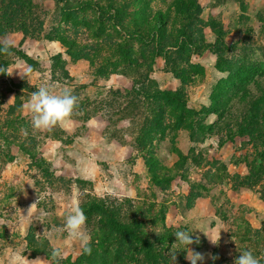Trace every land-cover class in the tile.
<instances>
[{
  "label": "rangeland",
  "instance_id": "obj_1",
  "mask_svg": "<svg viewBox=\"0 0 264 264\" xmlns=\"http://www.w3.org/2000/svg\"><path fill=\"white\" fill-rule=\"evenodd\" d=\"M81 1L85 0H71V4ZM87 1L101 7L107 17L124 5V15L120 13L116 26V19L101 26L95 10L63 16L54 0H0V45L10 43L35 59L30 71L28 62L12 56L6 68L12 74L0 77V221L4 222L0 226V264H24L25 258L55 264L51 257L54 247L64 250L60 264H78L81 245L62 231L74 201L80 207L92 202L98 205L85 211V228L95 243L105 239L102 228L113 227L110 220L116 218L142 227L151 238L166 233L162 238L166 242H175L176 231H195L192 239L198 236L199 243L189 247L203 256L197 264H210L214 251L220 261L232 258L238 239L229 235L239 234L247 222L253 228L262 226L264 181L260 186L235 188L240 183L238 174L249 172L253 146L248 135L234 126L225 125L220 132L218 128L208 130L216 120L208 108L212 89L227 77L216 68L220 42L232 46L225 56L236 57L237 62L247 49L248 65L264 68V0H244L242 7L234 0L196 2L193 38L197 46L190 55L199 69L187 70L189 76L197 73L195 78L186 80L164 71L165 61L158 50L151 79L161 89L183 87L182 95L198 111L187 117L199 119L206 134L188 125L166 127L165 121L154 120L149 113L142 125L153 140L145 148L136 147L138 129L133 134L132 121H117L111 114L114 111L107 109L106 91L131 90L132 79L113 71L128 65L125 51L139 64L145 63L152 48L135 38L136 33L144 34L159 9L165 12L173 0ZM174 7L172 4V11ZM142 22L141 28L135 26ZM57 37L63 39V45ZM75 47L80 55L73 60L66 51L76 57ZM58 53L61 57H56ZM63 68L71 79L63 77ZM42 84L56 91L68 88L78 97L71 118L80 121V128L73 129L76 132L69 133L64 126L50 131L32 128L25 105ZM86 98L89 106L84 108ZM103 99V104L98 103ZM170 114L178 115V110H169L166 117ZM109 118L117 122L102 135ZM22 129H27V137ZM113 129L119 131V137L110 135ZM191 131L196 138L189 137ZM156 138L160 140L154 141ZM183 157H188L184 163ZM218 235L214 245L210 240ZM177 246L182 249L177 257L184 254V264H190L185 258L187 249Z\"/></svg>",
  "mask_w": 264,
  "mask_h": 264
},
{
  "label": "trees",
  "instance_id": "obj_2",
  "mask_svg": "<svg viewBox=\"0 0 264 264\" xmlns=\"http://www.w3.org/2000/svg\"><path fill=\"white\" fill-rule=\"evenodd\" d=\"M54 1L57 5H60V11L63 16H72L87 9L97 11V21L101 26L106 25L108 21L114 22L115 19L117 21L113 23V26H116L121 19L120 13L124 15V5L122 8H115L114 13L107 14V17L103 13L102 8L94 5L91 1H81L75 6L71 4V0ZM197 1L173 0L167 4L165 12L159 9L156 17L148 23L146 32L144 34L137 32L135 36L139 41L148 44L152 48L150 56L145 57V63L139 64L137 59L130 55L128 51H125L128 65L113 71V73L130 77L133 81V87L126 92L119 89H108L106 91L108 93L105 97V106L109 111H114L111 114L118 117L117 121L124 119L132 121L133 134H136L134 131L135 127L138 129V137H134L138 148L141 146L145 148L153 140V136L151 138L149 134L150 131L146 130L145 126L142 125V119L147 118L149 113L152 114L154 120L165 121L166 127L168 125H170V128L188 125L192 130L196 129L206 134L205 127L199 119H189L187 117V113H198V111L194 107L189 106L187 98L182 95L184 88L182 87L178 90L161 89L154 85V80L151 79V68L155 64L158 50L162 51L163 54L162 58L165 61L164 71H168L175 76L182 75L186 80L195 78L197 73L189 76L187 70L195 69V72L196 69H199L198 64L192 63L190 55L192 49L197 46L193 38L194 25H196L195 22L198 19L194 9ZM234 1L239 3L240 7L243 6L244 0ZM172 4L176 5L173 11L171 9ZM121 10L122 12H120ZM173 12L175 13L172 14ZM175 15L178 17L177 19H175ZM144 18L140 17V20L142 21ZM144 24L142 22V24H136L135 26L141 28ZM0 34L3 33L0 32ZM54 38L56 37H52V39ZM57 40L62 45L64 44L61 37H57ZM171 40L174 41L173 46L168 45ZM5 44L0 45V48H3ZM7 44L10 45L9 51L11 55L0 52V68L5 69L6 72L12 56L28 62L30 71L35 68L34 58L12 44ZM220 44L222 48L217 57L216 68L225 73L227 77L221 78L219 85L212 89V102L208 110L216 115V120L207 128L208 130L218 128V132H220L222 127L230 125L236 127L239 132L248 135L249 141L253 146V153L249 159L250 168L246 175L238 174L240 183H237L235 188L260 186L264 181V68L248 65L249 52L246 51L247 49L242 50L241 58L236 62V57L225 56V51H231L232 46L227 45L223 41ZM65 48L67 49V46ZM261 49L262 47L259 46L258 50ZM66 53L73 60H76L79 57L78 55H80V49L78 47L74 48L73 54L76 57H73L69 51H66ZM57 56L61 57L59 53L56 54ZM63 73L64 78H72L67 69L63 68ZM4 76L6 74L0 73V77ZM87 100L88 98L85 99V103L83 102L84 108L89 106ZM103 101L104 99L99 100L98 103L103 104ZM175 109L178 110V115L170 114L169 117H166V112L169 113V110ZM112 120L108 119L104 134L111 130V125L116 124L117 121L113 123ZM154 126L158 127L157 121H155ZM112 132L111 136L119 137L117 129H113ZM189 137L191 139L196 138V133L191 131ZM155 140L159 141L160 139L156 138ZM187 158L183 157L182 162L187 161ZM179 177L182 180L185 178L182 174ZM171 178L167 181H170ZM95 206L98 205L92 202L81 206V208L85 213L87 209L92 210ZM161 220L164 226V214L161 216ZM110 222L114 223L113 227L102 228L106 232L105 239L96 243L92 240L91 255L82 252L78 264H172L169 254L173 250L178 249V246L173 244L174 242L162 240L167 235L166 233H164V237L163 234H160L155 236V238H151L150 235L143 233L142 227H132L127 223L119 222L116 218H112ZM162 228L164 230L167 229L166 227ZM241 228L243 231H240L239 234H228L229 237L237 236L238 239L232 258H228L224 262L223 260L212 259L210 264H231L245 250H250L259 260V264H264V219L260 228H253L248 222L245 223V227ZM113 236H115L116 240ZM215 252L213 256H216ZM184 262V254L182 257H177L176 264H184Z\"/></svg>",
  "mask_w": 264,
  "mask_h": 264
},
{
  "label": "clouds",
  "instance_id": "obj_3",
  "mask_svg": "<svg viewBox=\"0 0 264 264\" xmlns=\"http://www.w3.org/2000/svg\"><path fill=\"white\" fill-rule=\"evenodd\" d=\"M9 48L10 45L6 43L3 48H0V52L11 55ZM0 73L7 75L12 74L11 72L6 73L3 68H0ZM25 108L30 115L31 125L34 130L50 131L54 127H62L71 121L72 116L78 108V97L73 95L72 91L68 88L56 91L52 86L42 84L32 93ZM21 131L24 137L28 136L27 129H22ZM86 220L87 217L83 209L74 201L65 215V223L62 231L67 233L71 241L80 243L84 254L91 255V236L87 233L85 228ZM3 225L4 222L0 221V226ZM194 232L195 231L191 233L188 231H176L174 233L175 242L173 244L182 245L183 248L187 249L185 258L190 261V264H197V261L203 260L201 254L193 252L189 247L194 243H199L198 236L195 240L192 239ZM219 239L220 235H218L216 240L210 241L215 245L218 244ZM180 250L182 249H176L170 252L169 255L172 264H176V254ZM51 257L55 264H60V261L65 257L64 250L61 247H54L51 251ZM211 259L216 260L218 257L212 256ZM24 264H44V261L40 259L28 261L25 258ZM234 264H259V260L250 250H245L234 260Z\"/></svg>",
  "mask_w": 264,
  "mask_h": 264
},
{
  "label": "crops",
  "instance_id": "obj_4",
  "mask_svg": "<svg viewBox=\"0 0 264 264\" xmlns=\"http://www.w3.org/2000/svg\"><path fill=\"white\" fill-rule=\"evenodd\" d=\"M77 126H79V128H80V121L71 119V121L69 123H67V124L64 125V128H66L69 133H74L76 131H74L73 129L76 128ZM105 127L106 126H104L103 129L101 130L102 135H103V131H104ZM77 138H79V141H80V137L78 136ZM76 141L79 142L78 140H76ZM78 168L80 169V164H79V167Z\"/></svg>",
  "mask_w": 264,
  "mask_h": 264
}]
</instances>
